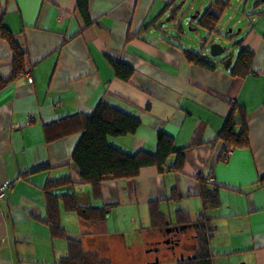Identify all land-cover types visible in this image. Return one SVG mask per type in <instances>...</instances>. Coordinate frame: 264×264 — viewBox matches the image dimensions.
<instances>
[{
  "label": "crops",
  "instance_id": "crops-1",
  "mask_svg": "<svg viewBox=\"0 0 264 264\" xmlns=\"http://www.w3.org/2000/svg\"><path fill=\"white\" fill-rule=\"evenodd\" d=\"M181 1L90 0L91 24L85 27L78 0H0V186L11 183L0 200V264H60L68 256L67 241L52 238L47 222L45 186L62 178L73 183L50 193L75 195L81 207L108 208L101 232L60 200L62 228L82 242L90 259L108 262V240L133 264H158L150 254L162 244L175 249L189 232L193 254L194 226L181 219L183 213L194 221L202 214L205 179L219 188L220 198V206L207 211L214 216L204 245L212 264H264V0H255L241 17L234 11L221 27L231 6L225 11L221 35L241 44L228 69L222 58L209 59L203 51L213 70L189 62L183 50L189 45L173 33ZM2 28L26 52V74L9 84L2 81L11 80L13 50ZM241 48L254 58L248 75L233 77ZM113 63L134 69L131 78H118ZM102 102L141 121L135 135L110 138L111 145L130 155H155L158 135L165 133L175 150H183V171L146 168L134 179L104 183L95 198L72 162L82 134L48 141L45 132L69 117L92 116ZM234 106L247 114L249 148L232 151L226 161V146L216 137ZM176 160L174 154L167 163ZM152 203L166 224L154 226ZM176 228L179 241L172 244L168 236ZM138 232L147 234L144 244L125 243Z\"/></svg>",
  "mask_w": 264,
  "mask_h": 264
},
{
  "label": "trees",
  "instance_id": "trees-1",
  "mask_svg": "<svg viewBox=\"0 0 264 264\" xmlns=\"http://www.w3.org/2000/svg\"><path fill=\"white\" fill-rule=\"evenodd\" d=\"M89 1L78 0L77 9L84 20L85 27L91 24L88 10ZM231 3L232 0H213V4L209 9L203 14L199 15L197 13V20H192V22L197 24L198 29L208 32L211 39L215 38V35L222 36L220 24L225 11L231 6ZM181 7H183L182 4L179 10ZM179 10L174 12L171 21L173 24L176 23L174 28L179 33H182L184 32L183 25L178 22V19L176 20ZM1 36L9 42L13 50V74L11 80L2 81V84H9L26 74V52L18 46L13 35L8 30L2 28ZM176 37L179 38L180 36L177 35ZM238 44L241 43L238 42ZM183 50L189 62L210 70L217 68L203 56L202 52H194L191 49ZM208 58L211 59V57ZM253 58V52L246 48H241L231 69V75L233 77H245L248 75ZM113 67L116 76L125 81L129 80L134 73V69L122 63H113ZM60 123H55L46 130V139L50 141L58 137H67L77 133L82 134L73 153L72 162L78 171L79 182L92 187L95 198L101 197V187L104 183L134 179L146 168H157L160 173L164 171H183L184 169L183 150H175L174 139L162 132L159 133L157 138V152L155 155L142 151L136 155H130L111 145L109 142L110 138L135 135L141 127V121L106 102H102L92 116L78 114ZM237 128H241L240 133H237ZM216 140L224 142L226 146L224 154V160L226 161L229 158V151L249 148L247 114L241 107H233L229 119L217 135ZM197 142H201L199 137ZM174 154L177 156V160L174 166H170L167 162ZM200 181L202 183V192L200 194L203 206L202 214L194 221L188 214L183 213L184 216L181 219L183 224L194 226V238L198 243V249L190 257L195 256L196 258L186 257L184 260H179L178 264H212L204 246L208 242L209 232L211 231V220L206 213L208 210L216 209L220 206L219 188L214 183L212 185L206 183L205 179ZM261 182L264 183V178ZM72 183L70 178H62L58 181L49 182L45 186L47 222L50 226L51 236L52 238H64L68 244V256L63 258L60 264L106 263L104 260L96 259L97 257L90 259L88 253L83 250L82 242L79 239L71 238L60 224V200H62L67 210L80 213L87 222L95 225L101 232L105 230L104 226L109 212L106 206L81 207L75 195L57 197L50 193L51 189ZM151 218L154 226L166 224L165 216L160 212L157 203H152L151 205Z\"/></svg>",
  "mask_w": 264,
  "mask_h": 264
},
{
  "label": "rangeland",
  "instance_id": "rangeland-1",
  "mask_svg": "<svg viewBox=\"0 0 264 264\" xmlns=\"http://www.w3.org/2000/svg\"><path fill=\"white\" fill-rule=\"evenodd\" d=\"M255 0H233L231 3V8L229 9V16H225L221 27L226 26L229 22V18L233 15L234 11H238L237 14L239 17L243 15L245 10L254 3ZM212 0H183L181 4L183 5L182 11L178 16V22L182 23L184 32L179 33L178 30H174V35H179L180 39L188 46L189 49L193 50L194 52L202 51V46L205 44V40L209 37L206 31L197 28V24L192 22V20H197V12L201 11L203 14L212 4ZM231 26L229 25L225 32H230ZM239 29H236L238 32ZM232 35V33H230ZM229 36V35H228ZM231 38V37H230ZM231 41H227L221 39V42L225 47L229 48V54H231L236 48L238 47L237 39H230ZM218 42V41H217ZM207 217L213 219V214L209 211L206 213ZM87 222V221H86ZM90 225V224H89ZM78 229V228H77ZM79 230V229H78ZM78 232V231H77ZM153 234V232H152ZM144 235L142 232H138L137 234L131 233L128 234L125 243L129 244H136L138 246L144 244ZM158 235V234H157ZM182 245L176 247L175 249H171L170 247L162 244L160 247V251L157 254L151 253L150 258L152 263L158 264H177V259L180 258L182 255L190 257L192 254V245H193V232H189L186 234H182ZM115 241H106L105 247H109L112 257L107 258L108 262L101 263V264H133V260L131 257L123 252H119L118 250H114L115 246L113 245ZM114 248V249H113ZM145 252H149L148 249H145ZM135 254V250L133 249L131 252Z\"/></svg>",
  "mask_w": 264,
  "mask_h": 264
},
{
  "label": "water",
  "instance_id": "water-1",
  "mask_svg": "<svg viewBox=\"0 0 264 264\" xmlns=\"http://www.w3.org/2000/svg\"><path fill=\"white\" fill-rule=\"evenodd\" d=\"M224 39V40H227V41H231L230 37L229 36H218L216 38H213L211 39V37H208L206 40H205V44L204 46H202V51L200 52H207L209 55V57H211L212 59H219V58H222L226 64V69H228L232 63V53L229 54V48L228 47H225L223 45V43L220 41H218V39ZM218 41V42H217ZM173 229H168V233H170ZM176 231L179 232L180 229L179 228H176ZM167 244H169L170 242L167 241L166 242ZM181 260H184V257H181Z\"/></svg>",
  "mask_w": 264,
  "mask_h": 264
},
{
  "label": "built area",
  "instance_id": "built-area-1",
  "mask_svg": "<svg viewBox=\"0 0 264 264\" xmlns=\"http://www.w3.org/2000/svg\"><path fill=\"white\" fill-rule=\"evenodd\" d=\"M229 158L232 156V151L228 152ZM228 158V159H229ZM210 180V179H208ZM11 186L10 182H6L4 185L0 186V200L4 198L6 190Z\"/></svg>",
  "mask_w": 264,
  "mask_h": 264
},
{
  "label": "flooded vegetation",
  "instance_id": "flooded-vegetation-1",
  "mask_svg": "<svg viewBox=\"0 0 264 264\" xmlns=\"http://www.w3.org/2000/svg\"><path fill=\"white\" fill-rule=\"evenodd\" d=\"M179 234L180 232H173L168 236V239H170L171 243L173 242L172 244H175V243L177 244V242L179 241L177 236H179ZM190 258H196V257L194 256Z\"/></svg>",
  "mask_w": 264,
  "mask_h": 264
}]
</instances>
